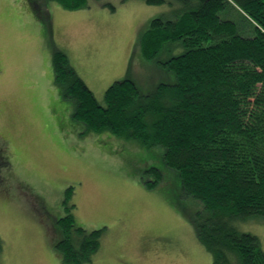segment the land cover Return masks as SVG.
Instances as JSON below:
<instances>
[{
	"label": "rangeland",
	"instance_id": "1",
	"mask_svg": "<svg viewBox=\"0 0 264 264\" xmlns=\"http://www.w3.org/2000/svg\"><path fill=\"white\" fill-rule=\"evenodd\" d=\"M180 10L176 0H87L77 9L55 0H0V264H64L56 221L70 187L76 226L106 227L85 264H213L193 228L202 204L182 193L163 149L85 131L50 79L54 46L101 105L108 86L124 78L142 95L172 84L174 75L158 63L171 54L146 60L136 42L150 20ZM151 168L161 180L147 187L155 180ZM234 224L264 252V218Z\"/></svg>",
	"mask_w": 264,
	"mask_h": 264
},
{
	"label": "trees",
	"instance_id": "2",
	"mask_svg": "<svg viewBox=\"0 0 264 264\" xmlns=\"http://www.w3.org/2000/svg\"><path fill=\"white\" fill-rule=\"evenodd\" d=\"M55 1L66 9L87 2ZM176 1L180 13L153 18L136 42L146 60L171 54L158 63L174 75L172 84L142 95L124 78L108 86L101 105L57 48L54 83L73 102V120L85 131L163 149L162 161L177 174L182 193L202 204L193 228L213 264H264L257 238L234 224L264 218V0ZM149 172L155 180L146 185L154 187L161 173ZM70 190L56 221L61 239L55 248L64 264H85L99 250L106 227L76 226Z\"/></svg>",
	"mask_w": 264,
	"mask_h": 264
},
{
	"label": "crops",
	"instance_id": "3",
	"mask_svg": "<svg viewBox=\"0 0 264 264\" xmlns=\"http://www.w3.org/2000/svg\"><path fill=\"white\" fill-rule=\"evenodd\" d=\"M55 48H56V47L53 46V49H55ZM53 49H52V51H53ZM51 57H52V56H51ZM51 70H52V64H51ZM51 77H52V78H50V79H51V81L53 82V84L55 85V83H54V77H53V70H52V73H51ZM55 86H56V85H55ZM55 89L58 91V95H59L60 97L63 98V95H62L61 90H59V89H57V88H55ZM64 100H65V99H64ZM72 104H73V102H72ZM66 106H67V108H68V112H69V114H70V117L73 119L72 114H73V111H74V104H73V107H72L71 104H67Z\"/></svg>",
	"mask_w": 264,
	"mask_h": 264
}]
</instances>
